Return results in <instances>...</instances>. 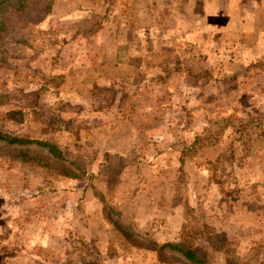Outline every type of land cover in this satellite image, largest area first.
<instances>
[{
  "label": "rangeland",
  "instance_id": "374dc122",
  "mask_svg": "<svg viewBox=\"0 0 264 264\" xmlns=\"http://www.w3.org/2000/svg\"><path fill=\"white\" fill-rule=\"evenodd\" d=\"M51 3L0 36L1 144L63 157L0 153V264H264V0Z\"/></svg>",
  "mask_w": 264,
  "mask_h": 264
},
{
  "label": "trees",
  "instance_id": "16d2710c",
  "mask_svg": "<svg viewBox=\"0 0 264 264\" xmlns=\"http://www.w3.org/2000/svg\"><path fill=\"white\" fill-rule=\"evenodd\" d=\"M51 10V0H0V36L9 31V23L25 19L26 14L33 11H39L38 13H45L43 15V17H45V15L49 14ZM2 139L6 142L7 146L0 142V153H6L8 147L17 156H26L37 160L42 167H49L52 164L59 163L63 158L61 150L57 144L47 140L27 139L14 135H7ZM32 143H37L42 147H48L49 152L43 153L44 151H39L36 154L34 149L26 146L27 144ZM23 145L25 146L22 148ZM115 224L127 241L134 246L155 251L160 264H176L182 260H187L192 264H207V252L204 248L205 245L200 244L193 237H185L183 234V239L180 241H168L156 244L148 241H140L136 239L138 238L137 236L123 229L119 223L116 222ZM223 241L224 245L221 246L222 249L234 243L226 237ZM224 253L227 254L226 251H224ZM226 261L227 264H231L232 260L228 257Z\"/></svg>",
  "mask_w": 264,
  "mask_h": 264
}]
</instances>
